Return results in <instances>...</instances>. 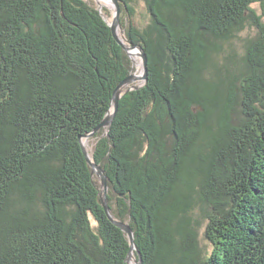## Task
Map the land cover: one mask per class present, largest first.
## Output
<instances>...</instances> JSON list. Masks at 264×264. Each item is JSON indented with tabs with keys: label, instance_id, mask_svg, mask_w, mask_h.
Instances as JSON below:
<instances>
[{
	"label": "trees",
	"instance_id": "trees-1",
	"mask_svg": "<svg viewBox=\"0 0 264 264\" xmlns=\"http://www.w3.org/2000/svg\"><path fill=\"white\" fill-rule=\"evenodd\" d=\"M118 1L148 79L98 129L135 72L108 21L86 0H0V264H129L90 134L143 264H264V0H140L143 27Z\"/></svg>",
	"mask_w": 264,
	"mask_h": 264
},
{
	"label": "water",
	"instance_id": "water-1",
	"mask_svg": "<svg viewBox=\"0 0 264 264\" xmlns=\"http://www.w3.org/2000/svg\"><path fill=\"white\" fill-rule=\"evenodd\" d=\"M111 1L114 3L115 8H116L115 20H114L113 24H109L111 29H112L113 36H114L115 40L117 41V43L124 49V51L130 56L131 59H132L131 53H130L131 50L132 51L137 50L139 55H140V57H142L143 72H142L141 79L144 82L143 84H145L147 82V79H148V57H147V54H146V52L144 51V49L141 46H134V45L130 44L127 41L126 36L124 34V31L122 29V24H121L120 2L118 0H111ZM99 11L103 15L102 11L101 10H99ZM119 30H121L123 32V37H124L123 39H121L119 37V35H118ZM137 79H139V77L136 76L135 74H132L129 78L124 80L118 86V88L116 89V91L114 93V96H113L112 105H111L112 109L109 111L106 119L102 122V124L100 125V127L98 129H100L101 127H108V126H110L112 124V122H113V120L115 118V115H116V113L118 111L119 101L121 99V96H122L123 92L126 90L127 86L131 85ZM141 86H139V87L135 86L133 88H131V86H130V88L127 89V90L128 91L137 90ZM92 135L93 134L84 136V138L81 140V145H82V149H83L84 155H85L88 163L90 164V166H91V168L93 170V173L98 178H100V180H101V199H102L103 207L105 209V212H106L109 220L115 226H117L123 232H125L127 234L128 238H129L130 252H129V255H128V263L132 264L131 261H132L133 257H135V260H136L137 264H143L142 256H141V253L139 252L138 247L136 245L134 234H133V231H132L131 227L129 225H127V224H124V223H121V222H118L117 220H115L113 215H112V213H111L110 206L108 204V199H107V193H108V179H107V176H106L103 168L100 165L96 164L92 160L87 148L85 147V145L83 143L84 139H89Z\"/></svg>",
	"mask_w": 264,
	"mask_h": 264
},
{
	"label": "rangeland",
	"instance_id": "rangeland-1",
	"mask_svg": "<svg viewBox=\"0 0 264 264\" xmlns=\"http://www.w3.org/2000/svg\"><path fill=\"white\" fill-rule=\"evenodd\" d=\"M89 4L94 5L98 10H101L103 13V16L105 17V19L108 21L109 24H113L114 20H115V16H116V8L114 3L111 0H86ZM108 2V3H107ZM103 9H106L108 11V16L104 14ZM136 10H137V17H136V23L140 26L143 27L146 24V7L144 2L142 1H138L137 5H136ZM255 10L257 11L258 14H261V8L259 6L255 7ZM123 29V28H122ZM123 32L121 30H119L118 35L121 39ZM125 34V33H124ZM257 34V29L253 26H247L245 30L241 31L237 37L233 38L229 44H225L223 47L230 51L233 49V51H235V53L237 55H241L245 52L244 50V39L248 38V37H253ZM137 54H136V52ZM135 51H130V53L132 54V58H136L138 59L139 63L141 64V66H137V63L134 61L133 58V63H134V68H135V72L134 74L136 76L139 77V79H137L136 81H134L131 85L127 86L126 89H129L130 86L131 88L135 87V86H141L143 85V80L141 79L142 77V72H143V66H142V57H140L139 53L137 50ZM220 62H222V59H220ZM240 116V108L239 106L236 107L235 112H234V117L237 118ZM85 147L87 148L88 152L91 154L92 150H93V145H94V141L90 140V139H84L83 140ZM92 155V154H91ZM90 155V156H91ZM92 157V156H91ZM100 180V178H99ZM101 183V180H100ZM204 225V224H203ZM204 232V227H202L201 231H200V236L203 234ZM132 264H137L135 257H133Z\"/></svg>",
	"mask_w": 264,
	"mask_h": 264
},
{
	"label": "bare ground",
	"instance_id": "bare-ground-1",
	"mask_svg": "<svg viewBox=\"0 0 264 264\" xmlns=\"http://www.w3.org/2000/svg\"><path fill=\"white\" fill-rule=\"evenodd\" d=\"M108 1H109V0H108ZM107 3H108V2H107ZM121 35H122V34H121ZM122 38H124L123 35H122ZM135 52H136V51H135ZM136 54H137V52H136ZM131 57H132V54H131ZM134 57H135V56H134ZM134 57H133V58H134ZM133 58H132V59H133ZM134 61L137 63V66H141V64L139 63L137 57L134 58ZM85 145H87V147H88V144H85ZM88 149H89V147H88ZM90 155H91V154H90ZM91 156H92V155H91Z\"/></svg>",
	"mask_w": 264,
	"mask_h": 264
}]
</instances>
